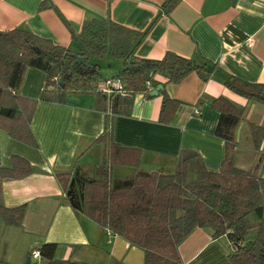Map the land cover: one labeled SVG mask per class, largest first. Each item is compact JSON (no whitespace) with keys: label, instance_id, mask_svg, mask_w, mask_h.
Returning <instances> with one entry per match:
<instances>
[{"label":"crops","instance_id":"1","mask_svg":"<svg viewBox=\"0 0 264 264\" xmlns=\"http://www.w3.org/2000/svg\"><path fill=\"white\" fill-rule=\"evenodd\" d=\"M41 3L45 7L40 8ZM163 4L164 0H0V30L19 27L75 48L72 34L93 19H110L134 30L150 26L136 55L161 58L170 51L204 63L209 73L203 77L193 71L179 82H166L156 74L147 95L131 97L128 114L112 116L113 140L140 149L141 158L137 166H112L110 177L125 181L137 173H172L183 149L197 152L208 169L218 170L224 142L215 135L219 113L211 101L217 97L244 110L235 132L234 164L250 169L259 157L264 158L249 135V123L264 121V104L232 91L224 81L233 76L264 83V0H180L170 12ZM249 39H253L251 45ZM115 61L109 57L100 61L101 66H116L114 73L107 71L104 76L114 75L121 67ZM44 80L42 70L27 68L18 94L37 98ZM157 86L180 102L166 124L158 120L160 89L150 94ZM107 120L108 112L95 108L92 94L67 93L63 102L37 101L30 122L36 147L0 129V166H7L14 154L32 166L29 176L0 183L4 206H25L19 224H6L0 218L1 261L28 264L27 258L34 260L32 250L53 242L56 259L79 264H144L141 248L76 212L55 177L60 172L74 177L78 168L74 177L77 191L79 182L98 177L105 145L94 140L105 130ZM260 146L264 148V143ZM259 174L264 177V162ZM256 215L259 222L264 207ZM178 252L183 264H215L231 247L225 235L213 238L209 228L197 227L180 242Z\"/></svg>","mask_w":264,"mask_h":264},{"label":"trees","instance_id":"2","mask_svg":"<svg viewBox=\"0 0 264 264\" xmlns=\"http://www.w3.org/2000/svg\"><path fill=\"white\" fill-rule=\"evenodd\" d=\"M179 1L164 0L163 8L170 12ZM149 27L134 30L110 19H93L84 22L79 33L72 34L75 48L55 44L19 27L0 30V129L13 139L36 147L30 122L38 100L63 102L67 93L92 94L95 108L108 112L105 130L94 140L105 145L98 177L79 182L77 191L71 184L74 178L71 173L55 175L69 193L67 197L76 212L141 248L144 264H183L178 245L197 227L209 228L213 238L223 235L228 238L231 252L215 264H256L253 255L256 244L262 246L260 263L264 264V217L255 225L252 237L246 221L250 213L261 215L264 207V177L259 174L264 158L259 157L248 170L235 166V132L244 118V110L229 99L217 97L211 101L219 113L215 135L224 142L218 170L208 169L197 152L183 149L172 173H137L125 181L110 177L112 166H137L141 158L140 149L113 140L112 116L128 114L131 97L147 95L156 74L164 76L166 82H179L193 71L203 77L209 73L204 63L197 64L170 51L161 58L136 55ZM76 56L84 57V62H78ZM108 57L121 62L112 76H104L100 71V61ZM29 67L45 73L37 98L18 94ZM108 77L118 80L122 88L106 95L99 85ZM224 83L239 95L264 104V83H249L233 76ZM160 94L158 120L166 124L180 102L169 97L164 88ZM249 135L254 147L262 152L264 121L249 123ZM31 173L30 162L14 154L7 166H0V183ZM24 209L23 204L6 207L0 202V218L6 224H19ZM55 249L56 243L41 244L37 248L39 260L28 264H79L71 259H56ZM0 264L9 263L0 260Z\"/></svg>","mask_w":264,"mask_h":264},{"label":"built area","instance_id":"3","mask_svg":"<svg viewBox=\"0 0 264 264\" xmlns=\"http://www.w3.org/2000/svg\"><path fill=\"white\" fill-rule=\"evenodd\" d=\"M253 42V39H249L247 41V44L248 45H251ZM99 88L100 90L105 93L106 95H109L111 94L112 92L114 91H119L121 88H122V85L121 83L116 80L115 78H112V77H108L106 78L105 80H103L100 85H99ZM197 113V112H196ZM261 151L264 152V148H261ZM31 257L34 259V260H39L40 256H39V252L37 249L35 250H32L31 251Z\"/></svg>","mask_w":264,"mask_h":264},{"label":"rangeland","instance_id":"4","mask_svg":"<svg viewBox=\"0 0 264 264\" xmlns=\"http://www.w3.org/2000/svg\"><path fill=\"white\" fill-rule=\"evenodd\" d=\"M118 62L119 61H117L116 63H118ZM107 64H105V65L102 64L100 71L102 73H105L107 71H109L111 73H114V71H116V66H112V67L110 66V67H108ZM258 219L259 218L257 217L256 213H250L248 215V217L246 218L247 223L251 226L250 231H249V236H251V235H253L255 233V229H256L255 228V225H256V223H258ZM32 262H34V260Z\"/></svg>","mask_w":264,"mask_h":264},{"label":"water","instance_id":"5","mask_svg":"<svg viewBox=\"0 0 264 264\" xmlns=\"http://www.w3.org/2000/svg\"><path fill=\"white\" fill-rule=\"evenodd\" d=\"M76 60L78 62H84V57L76 56ZM160 87L161 86H157L156 89H154L153 91L150 92V94L157 93V91L160 89ZM77 171H78V168H77V170H76V172L74 174L75 176H77ZM74 182H75V179L73 178L72 181H71V184H73ZM67 194L69 195L68 192H67ZM261 250H262V246L260 244H256V246L254 248V252H253L256 264H261L260 263V252H261ZM26 262L29 263V258L26 259Z\"/></svg>","mask_w":264,"mask_h":264}]
</instances>
